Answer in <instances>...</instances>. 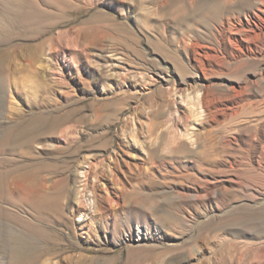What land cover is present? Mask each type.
I'll return each mask as SVG.
<instances>
[{
    "label": "rangeland",
    "instance_id": "374dc122",
    "mask_svg": "<svg viewBox=\"0 0 264 264\" xmlns=\"http://www.w3.org/2000/svg\"><path fill=\"white\" fill-rule=\"evenodd\" d=\"M263 3L0 0V264H264Z\"/></svg>",
    "mask_w": 264,
    "mask_h": 264
},
{
    "label": "bare ground",
    "instance_id": "6f19581e",
    "mask_svg": "<svg viewBox=\"0 0 264 264\" xmlns=\"http://www.w3.org/2000/svg\"><path fill=\"white\" fill-rule=\"evenodd\" d=\"M202 1H204V5L206 6H208V4L209 5H219V0H202ZM264 4V3H263ZM205 8V7H204ZM1 60V59H0ZM2 62V61H1ZM1 64V63H0ZM1 68V67H0ZM4 73V72H3ZM2 74H1V71H0V79L2 78ZM179 145V144H178ZM174 150H175V148H174ZM178 151V150H177ZM179 153V152H178ZM172 154H173V152H172ZM111 169V168H110ZM22 177V176H21ZM87 177V176H86ZM56 181V180H55ZM3 190V184H2V182L0 181V196H1V194H2V192L4 191H2ZM3 195V194H2ZM1 198H3V197H1ZM0 198V199H1ZM11 202V201H10ZM116 205V204H115ZM2 211V206L0 205V212ZM5 211V210H4ZM7 211V210H6ZM2 213V212H1ZM6 213V212H5ZM5 213H3V214H5ZM2 214V215H3ZM1 215V214H0ZM4 216V215H3ZM8 216V215H7ZM2 217V216H1ZM40 255V254H39ZM36 256V255H35ZM37 257V256H36ZM39 257V256H38ZM30 258H32V260L33 259H35V257L33 258V255L32 256H30ZM30 258H29V260H28V262L30 261ZM20 260V259H19ZM27 261V260H26ZM18 262V261H17ZM16 262V263H17ZM22 262H24V261H22ZM36 262V261H35ZM19 263V262H18ZM30 263V262H29ZM37 263H38V261H37ZM12 264V263H11Z\"/></svg>",
    "mask_w": 264,
    "mask_h": 264
}]
</instances>
